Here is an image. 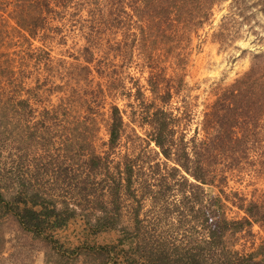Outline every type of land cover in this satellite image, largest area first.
I'll return each mask as SVG.
<instances>
[{"label": "trees", "instance_id": "obj_1", "mask_svg": "<svg viewBox=\"0 0 264 264\" xmlns=\"http://www.w3.org/2000/svg\"><path fill=\"white\" fill-rule=\"evenodd\" d=\"M221 1L0 0V41L12 43L13 19L18 47L30 49L36 66L53 62L44 43H65L67 32L84 42V62L60 60L58 84L34 78L28 64L0 60V231L11 222L60 258L83 249L104 255L105 264H264V236L247 248L260 234L255 226L264 234V190L225 189L235 173L264 176V48L216 90L191 135L190 112L170 106L180 86L155 61L159 45L211 25ZM251 5L264 14V0ZM246 8L245 0H233L215 41L240 37L237 24L253 14ZM35 40L42 45L32 48ZM104 49L123 68L137 57L146 85L113 70L104 75L106 86L80 85L82 75L102 73ZM107 90L127 99L129 121L117 102L101 112ZM103 123L108 139L100 150ZM72 223L87 236L113 232L116 239L65 247L56 234Z\"/></svg>", "mask_w": 264, "mask_h": 264}, {"label": "rangeland", "instance_id": "obj_2", "mask_svg": "<svg viewBox=\"0 0 264 264\" xmlns=\"http://www.w3.org/2000/svg\"><path fill=\"white\" fill-rule=\"evenodd\" d=\"M232 3L233 0H223L220 4L215 5L211 25L201 28L198 32L190 33L186 37L180 36L177 39L173 36L174 38L166 45L167 47L159 45L158 48H155L157 65L168 77H172L173 81H177L180 86L181 92L173 98L170 106L175 107V112L180 114L182 111L190 112L191 118L188 121L190 135L199 126L204 111L215 100L216 90L221 86L229 85L235 78L243 74L250 67L252 54L264 48V14L258 6L251 5L252 0H245L247 14L253 12L251 18L245 20L243 24H237L240 37L228 44H221L214 40L213 32L219 28L223 17L229 13ZM14 25L15 21L11 19L8 31L13 34L10 37L12 43L0 41V55H7L0 60L8 58L5 62L6 65H29L28 68L33 69L34 78H41L42 80L47 78L49 83L55 81V84H58L61 82L60 74L64 69V66L59 65L60 60H65L68 64L84 62L83 59H80L81 47L84 43L82 38L72 32H67L68 38L65 43L52 40L43 44L49 48L53 62L46 60L38 63L41 66H36L35 59H28L30 49L26 45L18 47L17 42L19 40L15 38L19 33H16L12 28ZM41 45L40 41L35 40L32 48ZM107 51L104 49L102 54L103 60L107 61L106 64L102 63V73H98L97 69H94L91 74L82 75L80 85L85 82L89 91L92 88H98L99 85L106 86L107 77L104 75L111 72V70H113L112 75L115 73L128 74L134 76L141 84L146 85L148 72L146 69H140L135 63L137 57H134L133 61L131 60L133 65L123 68V66H118L121 63L120 59H116L110 51ZM100 54L101 52L98 53V57H100ZM92 66L95 67V64H92ZM115 68L118 71H114ZM63 76H66V74ZM126 81L128 86H131V80L127 79ZM79 88L82 90L81 87ZM89 91H83V95L89 96ZM107 93V95L101 94L103 104L101 112L108 113L110 103L117 102L122 108L128 110L125 119L129 121L128 112L130 108L126 106L127 99L112 97L110 95L112 92L108 90ZM61 95L62 93L59 92L54 93L51 96L52 102L56 103ZM134 124L140 133L145 134L144 129L139 127L137 123ZM130 125L132 126L131 123ZM128 129H131L130 126ZM107 139L108 134L103 123L95 141L97 148L104 150ZM230 178L225 182L227 192L234 189L250 192V190L259 187L264 190V176L262 174L261 177H258L253 176L251 173H235ZM235 213L236 209H233L229 212V216H233ZM254 229L260 234L257 235L255 241L247 244V248L259 244L261 236H264L259 226H255ZM2 235H5V240ZM56 237L65 247L73 248L83 245L85 242L87 244H112L116 239V234L109 232L87 236L83 233L80 223H72L59 230ZM244 242L242 241L241 244ZM0 250L3 251L0 253V264H105L104 262H106L104 255L83 251V249L71 259L67 257L60 258L52 248L18 231L11 222L4 223L0 231Z\"/></svg>", "mask_w": 264, "mask_h": 264}]
</instances>
